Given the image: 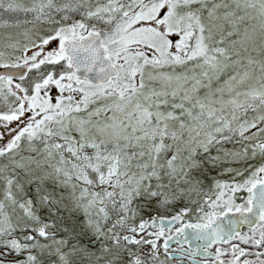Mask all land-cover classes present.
Masks as SVG:
<instances>
[{"label": "snow or ice", "instance_id": "obj_1", "mask_svg": "<svg viewBox=\"0 0 264 264\" xmlns=\"http://www.w3.org/2000/svg\"><path fill=\"white\" fill-rule=\"evenodd\" d=\"M0 264H264V0H0Z\"/></svg>", "mask_w": 264, "mask_h": 264}]
</instances>
